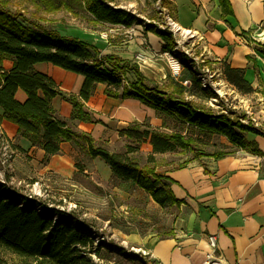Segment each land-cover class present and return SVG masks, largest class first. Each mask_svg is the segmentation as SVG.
Listing matches in <instances>:
<instances>
[{
    "label": "trees",
    "instance_id": "1",
    "mask_svg": "<svg viewBox=\"0 0 264 264\" xmlns=\"http://www.w3.org/2000/svg\"><path fill=\"white\" fill-rule=\"evenodd\" d=\"M219 1L223 17L233 16L230 1ZM115 2L0 0V126L4 122L16 125L17 136L29 141L32 147L43 150L47 159L58 155L64 143L81 141L91 158L105 162L116 181L133 183L163 208L180 207L185 202L177 199L172 191V185L176 182L158 171L155 166L156 155L179 149L189 152L192 158L182 161L175 169H185L198 161L206 174H211L205 159L219 160L235 152L206 154L196 147L195 135L204 138L223 136L237 150H245L249 147L247 133L264 137V132L252 123L244 124L240 118L235 119L229 114L217 113L205 105H198L196 99L205 103L218 99V95L205 90L192 71L187 86L174 79H169L163 85L153 83L132 61L115 54H104L106 45L62 35L42 24L46 17L38 21L27 17L32 8L36 16L63 12L84 19L93 26L111 25L127 30L145 24L136 14ZM163 5L170 9L175 19L177 7L174 1L163 0ZM145 25L146 33H152L163 41L162 52L174 49L176 43L171 32L156 25ZM7 62L12 63L9 69L6 67ZM41 63L83 76L84 83L79 95H64L52 78L36 69V65ZM131 73L134 80L124 85L123 81ZM223 76L242 96L256 92L243 69L224 64ZM100 84L107 86L105 93L108 97L138 100L166 118L187 126L195 135L188 136L180 131L163 134L159 130L150 133L142 131L143 124L134 123L121 136L138 146L150 139L153 153L149 155L147 164L142 165L135 157L129 156L137 150L133 145L128 146L127 154L114 152L96 143L90 135L75 132L58 119L53 100L61 96L73 106L72 120L93 123L86 104ZM20 90L27 96L25 105L16 97ZM256 152L260 151L256 149ZM39 205L38 201L28 197L0 192V264H6L2 251H9L19 257L21 263L18 264H94L90 256L93 253L100 255L101 250L95 248L94 240L84 232L83 226L70 223L71 219L58 211L46 209L38 213ZM54 215H59V221L52 219ZM172 235V231H166L162 237Z\"/></svg>",
    "mask_w": 264,
    "mask_h": 264
},
{
    "label": "crops",
    "instance_id": "2",
    "mask_svg": "<svg viewBox=\"0 0 264 264\" xmlns=\"http://www.w3.org/2000/svg\"><path fill=\"white\" fill-rule=\"evenodd\" d=\"M173 1L177 7L175 20L178 24L204 37V41H197L198 45L193 49L196 64L204 58L222 76L223 66L228 64L245 70L246 79L255 90L264 86V54L260 52L264 47V0H229L234 15L225 18L219 0ZM117 29L122 30L120 32L125 34L126 40L115 47L106 45L104 54H115L132 61L146 78L163 85L166 76L159 63L167 62L159 55L158 59H152L162 51L163 41L152 33L141 35L136 28L132 29L133 33L130 29ZM140 53L150 58L139 63L136 56ZM11 66L12 63L6 65L8 69ZM36 69L52 78L64 95H79L83 76L47 63L36 65ZM106 88L100 84L86 104L93 123L72 120L73 106L61 96L53 100V106L60 121L79 134L90 135L96 143L111 150L122 139V132L134 123L144 124L155 110L138 100L110 98L105 93ZM16 97L21 104L27 103L23 91H18ZM247 121L253 126L254 122L257 123L250 116ZM0 128L8 131L10 140L17 136L18 127L12 123L4 122ZM246 140L249 147L245 150H236L219 160L205 159L211 174H206L198 161L182 170L171 165L165 169L163 174L176 182L172 185L173 193L185 203L178 207L175 219L165 224L167 231L173 232L172 236L162 237L154 233L135 240L150 251L155 262L203 264L209 251L208 236L215 235L226 264H264V137L247 133ZM21 145L45 158V152L32 147L29 141L22 139ZM80 147L83 149L81 141L64 143L61 152L50 158L48 167L62 177L74 175ZM104 165L111 172L105 162Z\"/></svg>",
    "mask_w": 264,
    "mask_h": 264
},
{
    "label": "rangeland",
    "instance_id": "3",
    "mask_svg": "<svg viewBox=\"0 0 264 264\" xmlns=\"http://www.w3.org/2000/svg\"><path fill=\"white\" fill-rule=\"evenodd\" d=\"M177 1L181 3V0ZM115 4L136 14L145 23L150 21V24L157 27L165 24L168 16H172L170 9L163 5V0H116ZM34 13V10L30 8L27 17L37 21L41 17H46L44 19L46 21H42V24L65 36L89 42L96 41L99 44L105 42L106 44L102 45L109 47L118 46L120 42L126 40L125 34L120 32L122 30L118 31V27L93 26L84 19L75 18L63 12L55 15L37 14V16ZM128 36L131 38L130 35ZM260 52L264 54V47L260 48ZM139 55L146 54L140 53ZM138 56H136V61ZM161 63H159L161 70L166 76L162 82L164 84L172 77L168 64ZM7 64L11 65L10 62ZM201 66L199 64V67ZM214 72L217 71L214 70ZM218 75L216 79L222 81L220 90L225 95L222 101L212 105L210 101L204 103L196 99V103L205 105L217 113L223 112L235 119L240 118L244 124H249L247 120L250 116L257 121L254 125H259L264 131V86L256 88V92L251 95L242 96L230 85L223 83V76L219 73ZM189 77L190 71L186 69L183 78L189 79ZM126 80L133 81V74L131 73ZM153 114L144 121L142 131L153 133L159 130L163 134L180 131L188 136L195 135L188 130L187 126L166 118L160 112L155 111ZM7 132L6 129L0 128L1 194L14 193L20 197L38 201L40 205L37 210L39 211L48 209L66 214L71 219L70 223L82 225L84 232L90 233L94 242L97 240L96 237H106V242L110 241L112 247L115 248L108 250V247H97L101 250L100 255L93 253L90 256L94 264H142L137 256L131 254H134V249H144L135 240L138 241L139 238L143 239L154 233L162 236L168 230L165 224H170L175 219L178 207L163 208L133 183L116 181L110 170L106 169L104 162H101V159L91 158L84 145L83 149L80 147V159L75 165L74 175L66 178L48 167L50 158H41L38 152L32 149L25 150L21 145L22 139L14 136L13 140H10ZM195 136L197 137L196 147L206 154L219 151L234 153L237 150L223 136L215 135L212 138ZM129 145L137 149L129 156L135 157L142 165L147 164L149 155L153 153L150 139L138 146L122 137L112 146L111 150L127 154ZM191 158V153L182 152L179 149L176 152L156 155L155 166L158 167L160 173H163L170 165L175 168L182 161ZM54 218H59V215H54ZM123 252H125L124 255ZM1 255L6 264L21 263L19 257L9 251H2Z\"/></svg>",
    "mask_w": 264,
    "mask_h": 264
},
{
    "label": "built area",
    "instance_id": "4",
    "mask_svg": "<svg viewBox=\"0 0 264 264\" xmlns=\"http://www.w3.org/2000/svg\"><path fill=\"white\" fill-rule=\"evenodd\" d=\"M145 24H150V21H148V23ZM145 24L134 26L133 28L130 29V32L133 33L134 30L132 29L136 28L142 35H144L146 33ZM159 28L171 32L174 36L176 45L172 51L170 52L161 51L153 55L152 59H156L158 55L161 56V58L165 59L169 66L170 75L172 79L182 83L185 86L189 85L190 78L189 79L183 78L184 71L186 69L189 70L190 72L192 71L193 73H195L196 77L200 80L202 87L205 90H211L218 95V99H211L210 103L213 105L215 103H219L220 100L222 101L225 95H223L220 90L222 81H217L216 79V77L217 78L219 77L218 72H214L212 67L208 64V60L204 58L199 63L202 66L199 67V64H196V58L193 54L194 53L193 49L198 45L196 44L197 41H201V42L204 41V37L193 30L183 29L172 16H168L167 22L165 24L159 25ZM148 59L149 57L146 55H139L137 57V62L145 63L146 60ZM223 83H226V85L228 84L225 80H223ZM123 84L127 85L128 81L125 79L123 81ZM233 92L235 93V90ZM254 127L259 128L258 125ZM42 211L43 209H40V211L37 210L38 213H41ZM96 238L97 240L95 242V248L99 246L106 248L108 247V250H112L115 248L112 247L110 241L106 242V237L101 236ZM104 244H106L107 246H105ZM208 244H209V251L206 255L203 264H226L224 257L219 252V244H218L217 236L209 235ZM124 254L125 252H123V255ZM131 254L137 256L142 264H160L152 259L150 251L145 248L134 249V254L133 253Z\"/></svg>",
    "mask_w": 264,
    "mask_h": 264
},
{
    "label": "bare ground",
    "instance_id": "5",
    "mask_svg": "<svg viewBox=\"0 0 264 264\" xmlns=\"http://www.w3.org/2000/svg\"><path fill=\"white\" fill-rule=\"evenodd\" d=\"M57 221H59V218H57Z\"/></svg>",
    "mask_w": 264,
    "mask_h": 264
},
{
    "label": "water",
    "instance_id": "6",
    "mask_svg": "<svg viewBox=\"0 0 264 264\" xmlns=\"http://www.w3.org/2000/svg\"><path fill=\"white\" fill-rule=\"evenodd\" d=\"M54 217H52V219H53Z\"/></svg>",
    "mask_w": 264,
    "mask_h": 264
}]
</instances>
